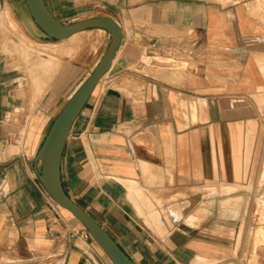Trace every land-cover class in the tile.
Listing matches in <instances>:
<instances>
[{"label": "crops", "instance_id": "0c3cea01", "mask_svg": "<svg viewBox=\"0 0 264 264\" xmlns=\"http://www.w3.org/2000/svg\"><path fill=\"white\" fill-rule=\"evenodd\" d=\"M18 1L0 0V14H10L0 25V264H109L45 190L35 156L110 34L75 33H88L95 50L53 55L51 67L28 44L23 58L21 37L2 33L22 20ZM46 2L62 22L104 15L123 30L66 142L71 197L136 264H250L257 191H264L263 2Z\"/></svg>", "mask_w": 264, "mask_h": 264}, {"label": "water", "instance_id": "95a60500", "mask_svg": "<svg viewBox=\"0 0 264 264\" xmlns=\"http://www.w3.org/2000/svg\"><path fill=\"white\" fill-rule=\"evenodd\" d=\"M18 8L26 28L39 41L58 42L91 28H102L110 34V42L96 66L66 100L46 129L36 152L35 167L37 177L48 194L56 203L74 213L114 264H136L103 224L71 197L62 173L64 149L72 126L101 78L110 70L122 42V27L114 18L104 15L71 23L62 22L52 13L46 0H19Z\"/></svg>", "mask_w": 264, "mask_h": 264}, {"label": "rangeland", "instance_id": "374dc122", "mask_svg": "<svg viewBox=\"0 0 264 264\" xmlns=\"http://www.w3.org/2000/svg\"><path fill=\"white\" fill-rule=\"evenodd\" d=\"M261 1L264 4V0H261ZM263 7H264V5H263ZM2 17L4 18V21H1V20H3ZM18 17H19V14H18ZM8 21H10V14H9V12L8 11L2 12L0 14V25H4ZM23 24L24 23L22 22V20L19 17L17 23H14V22L12 23V25H11L12 31H10V29H8V28H5V29L3 28L2 29V33H4V35H6V37H7V35H9L11 32H13L14 34H16L19 37H21V41H20V43H18V45L22 49L21 52H18V54H20V56H22L23 58H26L25 56H27L28 54L25 53V51H26L27 44H28L29 47L27 48V50L29 52H32V54H37L38 56L39 55L40 56L42 55L44 57H48L49 58V61L48 62H49V66L50 67L52 66V60H51V58H53V55L56 56V55L59 54L60 56H65L66 59H67V57H69V58H77L81 53H83V52L84 53L93 52L95 50V48H96L95 44L89 43L88 33H79V34H77V35H75L73 37H70L68 39H65V40H62V41H58L56 45H53V44L42 45V44L39 43V41L35 37H33L28 32L26 26L23 25ZM22 30H25L27 32V36L29 38L25 36V34H24V32ZM42 52L46 53V55H43ZM25 54H27V55H25ZM262 68L264 69V65L262 66ZM263 158H264V156H263ZM258 182L260 184H264L263 182H261L259 180V177H258ZM257 193H258V197H257L258 200H257V202H259L258 203V206H257V210H258V208L261 205L264 206V196H263L264 191H259L258 190ZM260 195H262V197ZM262 199H263V201H262ZM57 206H58V204H57ZM257 218L258 217L256 215H254L252 225L253 226L256 225V226L251 229V234H250L251 240L253 238V235L255 236V231H254L255 228L259 226V223L257 221L258 220ZM78 223L81 226V228H83V229L85 228V226L81 222H78ZM259 228L260 227H258V229ZM258 229H257V231H258ZM92 239L94 240V238H92ZM85 245H86V243H85ZM96 246L104 254L106 261L109 264H113L111 262L110 258L108 257V255L105 253V251L101 248V246L97 242H96ZM253 246H254L253 247V255H256L257 257H259V255H258L259 253L258 252H260L261 259H262V261H264V246L263 245L260 246V244H258V243H254ZM249 252H250V249H248V253H247V255H246L245 258H248ZM243 264H247V263H243Z\"/></svg>", "mask_w": 264, "mask_h": 264}, {"label": "bare ground", "instance_id": "6f19581e", "mask_svg": "<svg viewBox=\"0 0 264 264\" xmlns=\"http://www.w3.org/2000/svg\"><path fill=\"white\" fill-rule=\"evenodd\" d=\"M264 9V8H263ZM7 15V14H6ZM2 19L3 20H1V21H4V18L2 17ZM8 19V18H7ZM4 24V23H3ZM24 25V24H23ZM25 27V26H24ZM39 42H43V41H39ZM22 43V42H21ZM49 43H57V42H49ZM22 47V46H21ZM24 51V50H23ZM99 84V83H98ZM98 86V85H97ZM96 86V87H97ZM96 89V88H95ZM95 91V90H94ZM262 170H261V173H260V176H259V180L261 181V182H263L264 183V158H263V160H262ZM202 196V195H201ZM263 196H264V194H263ZM261 197H262V195H261ZM262 201H263V199H262ZM261 202V201H260ZM60 205V204H59ZM61 206V205H60ZM63 207V206H62ZM63 208H65V207H63ZM65 209H67V208H65ZM68 211H70V213L74 216V218H76V219H78L75 215H74V213L71 211V210H69V209H67ZM257 214H258V223H259V226L258 227H260L259 229H258V227H256L255 228V236H254V243H258V244H260V246L261 245H263L264 246V206H260L259 208H258V210H257ZM257 223V224H258ZM257 229H258V231H257ZM243 238V237H242ZM109 257V256H108ZM110 258V257H109ZM259 257H257L256 255H252V257H251V259L249 260L250 261V263L251 264H258V262H259ZM112 261V260H111ZM201 261V260H200ZM208 261V260H207ZM113 262V261H112ZM212 262V261H211ZM114 264V263H113ZM203 264V263H202ZM213 264V263H212Z\"/></svg>", "mask_w": 264, "mask_h": 264}, {"label": "built area", "instance_id": "2783aa9c", "mask_svg": "<svg viewBox=\"0 0 264 264\" xmlns=\"http://www.w3.org/2000/svg\"><path fill=\"white\" fill-rule=\"evenodd\" d=\"M82 237H83L85 240H88V239H90V238H93L92 235H91V233H90L86 228H84V229L82 230Z\"/></svg>", "mask_w": 264, "mask_h": 264}]
</instances>
